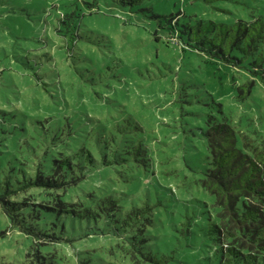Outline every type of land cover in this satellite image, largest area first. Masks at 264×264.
<instances>
[{"label":"rangeland","instance_id":"obj_1","mask_svg":"<svg viewBox=\"0 0 264 264\" xmlns=\"http://www.w3.org/2000/svg\"><path fill=\"white\" fill-rule=\"evenodd\" d=\"M254 19L264 22V0H143L133 6L116 0H0V111L10 118L8 133L25 144L38 125L50 145L54 135L48 125L58 119L63 125L66 118L87 143L113 131L117 122L137 123L155 169L147 175L143 167L134 169L133 162H115L104 175L93 172L58 189L31 187L9 200L23 207L60 208V199L65 207L77 208L87 204L92 193L112 188L114 194L124 192L127 200L141 204L167 200L162 188L168 186L182 201L204 200L213 214V198L195 192L196 186L187 184L189 177L183 180L191 171L178 155L196 168L205 167L199 126L206 119L193 117L203 113L209 120L230 123L246 149L264 146V84L216 56L211 57L214 62L206 60L211 42L217 44L222 37L220 24L232 33ZM229 33L224 46L231 52L235 49L229 46ZM248 80L251 87L241 98L238 86ZM182 86L191 103L176 99ZM210 99L218 106L206 105ZM51 114L55 117L46 122L43 117ZM37 116H43L40 123H31ZM0 142V152L9 147L6 140ZM76 147L65 139L53 158L73 154ZM18 160L34 166L24 156ZM173 168L177 175L164 173ZM186 184L188 193L181 191ZM197 204L190 202L187 209L201 218L205 206ZM166 209L172 214L160 209L155 222L145 225H125L118 212L110 217H74L66 222L63 238L56 239L21 231L0 205V264H34V254L52 258V264H78L79 258L89 264H147L133 247L160 255L162 232L177 215L175 208ZM130 236L137 243H128L126 250L123 245L127 247L125 238ZM175 246L187 254L176 264H214L192 237L180 235Z\"/></svg>","mask_w":264,"mask_h":264},{"label":"trees","instance_id":"obj_2","mask_svg":"<svg viewBox=\"0 0 264 264\" xmlns=\"http://www.w3.org/2000/svg\"><path fill=\"white\" fill-rule=\"evenodd\" d=\"M116 1L133 6L143 0ZM220 25L222 37L217 44L211 42V56L206 60L214 62L211 57L216 56V59L222 60L219 62L231 63L232 66L251 72L264 84V22L261 19H254L243 25L239 24L232 33H229L231 29L227 25ZM228 33L231 35L229 46L235 51L228 52L224 46ZM187 47L191 48L188 44ZM34 76L40 79L37 73H34ZM251 84L252 81L248 80L238 86L241 98L248 93ZM39 87L49 93L46 86ZM187 96L186 87H180L176 99L191 103ZM211 99L205 104L217 107V102ZM0 113V141L6 140L9 145L0 152V205L10 221L21 231L33 236L47 235L50 238L61 239L66 222L74 217L80 219L110 217L118 212L124 216L122 221L125 225L129 222L130 226L135 223L145 225L155 222V212L158 213L160 209L171 215L166 208H175L177 215L173 217L174 222L168 223L167 229L163 228L160 255H155L153 249L140 252L133 247L137 243L135 236L126 237L127 247L125 244L123 247L128 250L129 243L134 252L139 251L141 259L147 264H176L178 261L184 262L187 257L183 250L178 251L175 246L182 235L186 240L192 237L201 243L214 264H264V146L253 145L246 149L244 147L246 143L242 145L237 131L230 123L209 120L208 113L193 116L194 118L201 116L202 120L205 116L206 119L205 125L199 126L205 144V167L196 168L187 162L184 156L178 155L181 162L191 171L189 176L183 175V180L189 177L187 184L192 182L196 186L195 192L213 198L211 203L213 214L204 200L192 197L186 200L187 202L182 201L168 186L162 188L168 195L165 201L155 200V197L151 199L155 200L152 203H148L147 199L138 204L127 200L124 192L114 194L115 190L112 188H104L92 193L87 199L88 203L77 208L65 207V201L60 199L57 201L60 208L41 204H29L26 208L21 206L20 202L9 200V196L31 187L58 189L69 186L81 181L83 176H92L93 172L97 171L104 175L106 170L112 169L115 162L122 165L133 162L134 169L137 167L139 171V167H143L140 170L151 175L155 171L152 167L151 151L144 142L145 138L139 136L140 126L137 123L117 122L112 128L113 131L105 132L102 137L84 143L72 129L71 121L66 118L63 125L60 124V119L48 125L47 130L50 129L54 135L50 145H46V140L42 139L38 125H34L32 129L36 135L31 134L23 144L8 133L7 128L11 127L8 123L10 118L7 119L3 111ZM41 117L43 116H37L38 119L35 118L31 123H40ZM54 117L51 114L43 118L48 122ZM65 139L75 143L76 150L73 154L53 158L57 152L56 147ZM97 154L99 156H96ZM18 156L30 159L34 166L23 165ZM73 169H76L78 175ZM177 171V168H173L164 173L177 175ZM187 184L181 187L182 192L188 193ZM190 202H193L192 206L198 205L197 202L203 203L205 209L201 210V214L203 212L205 215L196 218V212L189 213L187 208ZM40 219L41 222L34 221ZM34 258L36 260L34 264L53 263L50 257L40 258L34 254ZM78 264L89 263L86 258H79Z\"/></svg>","mask_w":264,"mask_h":264}]
</instances>
